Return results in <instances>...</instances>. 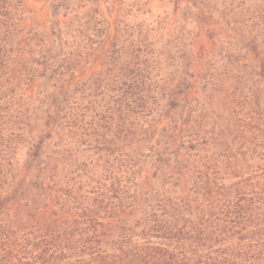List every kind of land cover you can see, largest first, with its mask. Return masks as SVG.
Here are the masks:
<instances>
[{
    "label": "trees",
    "instance_id": "obj_1",
    "mask_svg": "<svg viewBox=\"0 0 264 264\" xmlns=\"http://www.w3.org/2000/svg\"><path fill=\"white\" fill-rule=\"evenodd\" d=\"M45 8L0 0V264H264V0Z\"/></svg>",
    "mask_w": 264,
    "mask_h": 264
},
{
    "label": "rangeland",
    "instance_id": "obj_2",
    "mask_svg": "<svg viewBox=\"0 0 264 264\" xmlns=\"http://www.w3.org/2000/svg\"><path fill=\"white\" fill-rule=\"evenodd\" d=\"M28 7L32 8L33 10L37 11L38 14H44L46 11L45 4L46 0H26ZM45 19V15L42 16V20ZM130 19V18H128Z\"/></svg>",
    "mask_w": 264,
    "mask_h": 264
}]
</instances>
